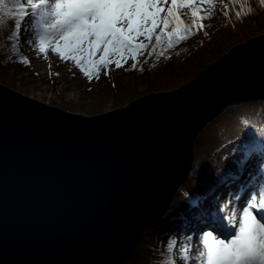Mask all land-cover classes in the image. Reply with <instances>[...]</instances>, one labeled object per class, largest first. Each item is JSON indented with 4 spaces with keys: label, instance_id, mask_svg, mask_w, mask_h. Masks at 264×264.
<instances>
[{
    "label": "water",
    "instance_id": "obj_1",
    "mask_svg": "<svg viewBox=\"0 0 264 264\" xmlns=\"http://www.w3.org/2000/svg\"><path fill=\"white\" fill-rule=\"evenodd\" d=\"M264 101V33L188 83L84 115L0 83V264H124L189 178L200 133Z\"/></svg>",
    "mask_w": 264,
    "mask_h": 264
},
{
    "label": "snow or ice",
    "instance_id": "obj_2",
    "mask_svg": "<svg viewBox=\"0 0 264 264\" xmlns=\"http://www.w3.org/2000/svg\"><path fill=\"white\" fill-rule=\"evenodd\" d=\"M260 3L264 5V0ZM205 7L215 8L214 0H206L204 7L201 0H174L170 6L168 0H26V4L16 0L11 5L0 0V13L16 21L18 38L29 15L35 17L43 53L49 55L52 47L59 45V56L76 63L93 83L103 78L106 69L110 73L114 64L121 69L130 63L139 66L149 52L156 55L159 49L163 56L165 46L171 49L186 41L211 19L203 14ZM183 10H191L194 24L182 18ZM245 11L251 13L252 9ZM240 15L236 13L238 18ZM24 63L31 65L32 61ZM253 147L251 143L247 148L244 142L239 145V155L233 160L234 181L241 174L248 175L246 168L264 169V155L256 156L251 152ZM253 189L245 197L235 190H231L232 195L212 199L204 193L206 205L203 200L200 205L192 201L193 216L182 217L185 236L170 237L169 250L179 253L185 243L201 245L206 240V252L200 249L203 255L192 247L180 253L185 264H264V188ZM220 199L226 201L224 207ZM237 206L239 212L235 211ZM236 216L242 219L236 221Z\"/></svg>",
    "mask_w": 264,
    "mask_h": 264
},
{
    "label": "trees",
    "instance_id": "obj_3",
    "mask_svg": "<svg viewBox=\"0 0 264 264\" xmlns=\"http://www.w3.org/2000/svg\"><path fill=\"white\" fill-rule=\"evenodd\" d=\"M6 2L11 5L15 1ZM204 2L206 1L202 2V7L206 4ZM214 3L215 8H204L203 14L210 15L211 19L204 21L203 29L196 31L194 35L190 34L186 41L171 49L165 46L163 56L159 55V49L156 50V55L149 52L142 56L141 64L136 66L127 78L115 77L116 93H122L120 98L133 100L142 97L139 86L143 83L149 85L145 94L179 88L194 79L233 46L264 33V5H261L260 0H236V3H233V0H214ZM249 7L252 9L251 13L245 11ZM237 12L241 14L239 18L236 16ZM10 18L12 16L0 13L2 77H7L6 74H9L18 62L24 63L26 60L16 36L13 38L14 47H10L7 41L5 32ZM184 19L195 23L192 17L184 16ZM242 142L245 148L247 143L253 144L251 152L256 156L264 155V101L228 107L200 133L195 157L197 160L201 155H205L201 174L197 175L195 182L189 178L183 184L167 214L142 236L135 252L124 264H172L175 254L169 250L170 242L164 245L159 239L160 234L168 236L170 241V237H175L180 231L177 224L171 221L173 215L178 213L181 217L182 214H188L189 210L195 212L191 207L193 200L197 204H201L202 200L207 203L202 194L207 193L209 199L212 190L219 184V179L231 175L229 170L225 172L224 168L221 169L217 163L218 159L228 152L238 154ZM234 148L237 150L233 151ZM186 194L192 197L188 195L187 200Z\"/></svg>",
    "mask_w": 264,
    "mask_h": 264
},
{
    "label": "rangeland",
    "instance_id": "obj_4",
    "mask_svg": "<svg viewBox=\"0 0 264 264\" xmlns=\"http://www.w3.org/2000/svg\"><path fill=\"white\" fill-rule=\"evenodd\" d=\"M13 1L16 2V0ZM203 1L206 0H201V4ZM223 1L229 2V0ZM21 2L26 4V0H21ZM168 2L170 6L174 0H168ZM184 16L186 18H191V10H183L182 18H184ZM15 23L16 21L13 18H10L7 22L5 35L10 47H14L13 38L16 36ZM16 38L19 42L20 50L26 56V60H31L32 64L28 65L18 62L15 68H13L14 72L12 69L9 74H6L7 77H2L3 75H0V83L2 85L48 105L88 116L102 114L123 107L136 100V98L133 100L132 98H120L122 93H116L115 85V77L127 78L130 76V73L136 68L135 63H130L124 69L114 64L110 73L106 69L103 78H98L93 83L76 63L65 62L63 58L59 56V45L52 47L49 55L43 53V40L41 32L36 25L35 17L29 15L22 26L19 38L17 36ZM141 42H143V38ZM99 59H102V56L99 57ZM2 78L4 80H1ZM148 88V84H141L139 86L140 95L144 96ZM238 155L239 153H232L224 160L222 158L218 159L217 163L224 169L233 170V160ZM204 156L205 155H201L200 158L196 160L197 171H194L193 174L190 173V179L193 182H195L197 175L201 174L204 168ZM254 170L253 173L255 172L258 176L262 174L259 170ZM241 175L243 176L244 174ZM235 182L236 181L228 182L227 187L233 186ZM221 188L222 187L218 189L222 190ZM225 192L224 190L223 192L217 191V194L219 193L217 198L222 195L226 196ZM241 192L240 190H235L237 195L243 197L244 194L240 195ZM185 197L188 200V194H186ZM225 203L226 201L224 199H220L222 207H224ZM235 211L239 212V206L236 207ZM238 217L240 218L241 216H236L235 219ZM173 233H175V231ZM176 235L183 238L185 233L180 228V231ZM161 239L164 245L169 243V238ZM189 247L194 248L196 251L200 252L201 255L204 254V252L200 251L201 247H199V245L185 243L180 248L179 253H174L176 264H185L180 253H183ZM203 250L206 252V247H203Z\"/></svg>",
    "mask_w": 264,
    "mask_h": 264
},
{
    "label": "bare ground",
    "instance_id": "obj_5",
    "mask_svg": "<svg viewBox=\"0 0 264 264\" xmlns=\"http://www.w3.org/2000/svg\"><path fill=\"white\" fill-rule=\"evenodd\" d=\"M59 81H61V80H59ZM224 113V112H223ZM222 113V114H223ZM218 118V117H217ZM216 118V119H217ZM232 153L231 152H228V154H226L225 156L224 155H222L221 157H222V159L224 160V159H226V157H228L229 155H231ZM195 156H196V153H195ZM220 159V158H219ZM197 162H196V157H195V161H194V164H193V168H192V171H191V174H193V172L194 171H197L196 170V164ZM221 169H222V167H221ZM220 170V169H219ZM225 172H227V169H225ZM225 175H227V173L225 174ZM189 178H190V176H189ZM188 178V179H189ZM187 179V180H188ZM186 180V181H187ZM185 181V182H186ZM232 181H234V180H232ZM243 182V184H244V187H241V183ZM234 185L233 186H229V192H231L232 193V191L231 190H240V191H242L241 193H243V191L245 192V194H244V196L243 197H245L246 196V193L248 192V190L249 189H253V186H255V189H253V191H255L256 189H262V188H264V173L263 174H260L259 176L254 172L253 173V171L251 170V171H249L248 172V175L247 176H245V175H241L240 176V178H239V180H236V182L235 183H233ZM212 186V185H211ZM235 186H236V188H235ZM219 188H220V186H218ZM189 195V194H188ZM190 198H191V196H190ZM209 199H211V198H209ZM194 201V200H193ZM198 205H200V204H198ZM191 209V208H190ZM187 210H189V209H187ZM188 213L191 215V216H193V214H194V212H193V210H189L188 211ZM167 214V213H166ZM165 214V215H166ZM175 217V218H174ZM178 218L181 220V222L183 221L182 220V217H180L179 215H178V213H176L175 215H173V217L171 218V221H173L174 223H176L177 221H178ZM188 218H191V217H188ZM162 220V219H161ZM160 220V221H161ZM149 231V229L147 230V232ZM146 232V233H147ZM145 233V234H146ZM161 238H169L168 236H166V235H164L163 233H162V235L160 236V240L162 241V239ZM203 247H206V240L204 241V243L201 245V248H203Z\"/></svg>",
    "mask_w": 264,
    "mask_h": 264
}]
</instances>
